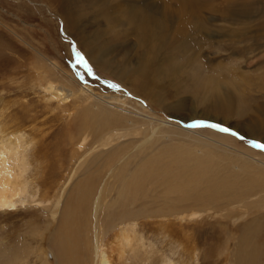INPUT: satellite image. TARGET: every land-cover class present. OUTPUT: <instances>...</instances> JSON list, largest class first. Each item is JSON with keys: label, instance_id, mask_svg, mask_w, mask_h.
Returning a JSON list of instances; mask_svg holds the SVG:
<instances>
[{"label": "rangeland", "instance_id": "obj_1", "mask_svg": "<svg viewBox=\"0 0 264 264\" xmlns=\"http://www.w3.org/2000/svg\"><path fill=\"white\" fill-rule=\"evenodd\" d=\"M60 2L0 0V141L21 135L29 160L24 204L0 210V264H43V252L51 261L58 230L53 205L61 195V203L72 195L66 185L75 170L72 180L94 170L78 168L91 151L112 148L113 158L128 159L130 170L152 165L158 151L168 148L222 163L235 159L219 143L264 156V148L256 146L264 145V0H69L58 12ZM140 2L150 5L148 15L156 12L161 24L130 13L127 6ZM67 14L82 51H94L93 65L65 29ZM145 25L154 30L152 36H141ZM47 59L71 75L77 91L82 86L100 97L126 100L124 126L133 132L102 148L97 145L102 137L93 140L74 129L84 96L53 99L45 89L56 84ZM127 70L142 71L147 90L138 91L149 100L131 88ZM160 120L177 128L150 137ZM159 182H148L144 198L119 218L108 206L114 192L106 180L104 203L94 207L97 191L86 208L89 236L98 231L104 241L133 223L136 241L143 244L133 248V263L127 264H234V250L248 237L250 223L264 233V200L255 203L260 194L243 203L226 201L197 219L158 210ZM10 253L18 257L9 258Z\"/></svg>", "mask_w": 264, "mask_h": 264}, {"label": "bare ground", "instance_id": "obj_2", "mask_svg": "<svg viewBox=\"0 0 264 264\" xmlns=\"http://www.w3.org/2000/svg\"><path fill=\"white\" fill-rule=\"evenodd\" d=\"M60 1L57 7L58 12H64L69 0ZM127 8L138 19L147 20L149 17L155 24H161L160 20L157 19L156 12L148 15L150 5L141 4L140 2L139 4H130ZM140 10L144 12L141 13ZM63 23L65 29L73 36L75 41H79L77 43L80 46L81 53L93 65L96 59L94 51H82V43L80 42L82 39L74 34L73 20L68 14L63 17ZM140 30L142 37L145 35L152 36L154 32L153 29H150L146 25L142 26ZM100 52L103 53L104 51L100 50ZM47 61L49 62L51 72L55 76L56 84L49 82L45 89L50 91L53 99L55 97V99L57 98L59 101L65 102L75 97L78 99V93L84 96V102L74 115L75 118L73 117L75 119L74 129L76 128L82 135L91 136L93 140L102 137L101 142L97 144L102 148L108 147L111 140H114L112 139L113 137H121L126 135L124 133L129 134L133 132V130L128 132L129 130L127 131L124 126V124L127 125L125 123L127 121L124 119L126 117L123 115L126 112L123 108L127 103L126 100L110 95L108 97H100L95 95L89 88L78 84L76 86H80V88L78 87L77 91L75 80L71 75L54 61L48 59ZM126 73H128L127 76L130 74L131 83L135 84L131 88L137 94H141L149 100L145 96L146 92L140 93L138 91L139 86L142 87L140 90H147V84L144 81L142 71L127 70ZM118 75L120 77V74ZM124 114L126 115V113ZM142 118L144 117L142 116ZM150 118L146 119L152 125L153 119ZM159 124L156 127L151 126L150 137L163 136L162 133L165 131L177 128L176 125L166 123L163 120H160ZM136 130L139 131L138 129ZM136 130L134 131L136 132ZM147 141L149 143V140ZM219 144V147H224L230 151L231 157L235 161L228 159L226 163H222L218 158L211 155H192L184 151L168 148L158 151L159 153L154 152L157 153V157H154L155 162L152 165H137L130 170L128 168V159L120 160V158L115 160L113 158L112 153L114 151L110 148L111 146L109 147L110 149L91 151L82 160L83 162L78 165V168L87 165L89 168H94V170H91V168V173L89 169L87 173L81 174L80 172V179L74 178L72 180L77 171L75 170L66 185H69L70 191L73 190L72 195H66L62 203L60 198L63 195H61L53 205L51 219L54 220L58 214L56 223L58 230L54 229L55 235L53 237L55 251L50 252V255H52L51 261L46 257L47 252L41 253L42 263L127 264L129 261L132 262L130 256L132 257L135 254H133V250L143 244L142 240L140 242L136 241L137 236L134 234L133 227L135 226L132 225L133 223L114 231L104 241L100 240L98 231L93 232V236H89V229L86 225V208L97 191L96 199L93 202L94 207L97 209L102 205V202L104 203L102 191L105 187V181L109 179L113 184L114 197L110 198L108 206L113 208V213L118 217L124 213L126 214L131 209L129 207H134L138 199L140 200V197H143L144 193L146 194L145 189L147 188H145V185L148 182L156 180L157 182L162 181L158 184L163 185L160 190L157 189V193L160 195L156 199V202L159 204L158 210L163 211L167 215L183 212V214L186 213V215L184 214L185 217L192 218L197 216L198 219L200 214L214 208L216 210L220 204L226 201H229L230 204L243 203V199L251 194H260L255 203L257 206L262 204L264 200V156L261 157L259 154L250 153L247 150V152H242L229 145ZM26 148L21 135L14 134L12 139L0 141V210L12 209L16 208L19 204H24L23 198L26 196L28 188L24 175L29 168ZM41 155L43 156L44 153ZM104 171L109 173L103 179ZM159 176H162L161 179ZM101 183H104V185L102 186ZM222 199L224 200L221 201ZM178 207L185 208L177 211ZM140 211L142 210L140 209ZM263 234L261 226H256L253 222L250 223L248 237H242L241 242H239L234 250V264H264ZM131 253L132 255H130ZM17 255L10 253L8 257L13 256L15 258ZM6 256L5 254L2 255V257ZM163 264L174 263L168 260L163 262Z\"/></svg>", "mask_w": 264, "mask_h": 264}, {"label": "snow or ice", "instance_id": "obj_3", "mask_svg": "<svg viewBox=\"0 0 264 264\" xmlns=\"http://www.w3.org/2000/svg\"><path fill=\"white\" fill-rule=\"evenodd\" d=\"M211 127H220L219 125H210ZM222 131H229L228 129L226 128H222L221 129ZM257 147H260V148H264V145L262 144H256Z\"/></svg>", "mask_w": 264, "mask_h": 264}]
</instances>
